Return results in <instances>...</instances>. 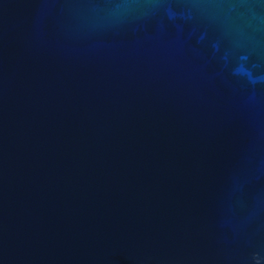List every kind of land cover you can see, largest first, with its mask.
<instances>
[{"label":"water","instance_id":"water-1","mask_svg":"<svg viewBox=\"0 0 264 264\" xmlns=\"http://www.w3.org/2000/svg\"><path fill=\"white\" fill-rule=\"evenodd\" d=\"M0 264H264V0H0Z\"/></svg>","mask_w":264,"mask_h":264}]
</instances>
